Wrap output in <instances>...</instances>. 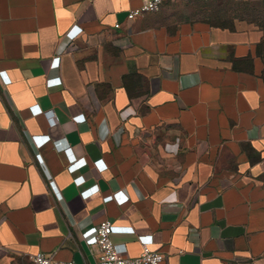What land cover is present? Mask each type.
<instances>
[{
	"label": "crops",
	"instance_id": "obj_1",
	"mask_svg": "<svg viewBox=\"0 0 264 264\" xmlns=\"http://www.w3.org/2000/svg\"><path fill=\"white\" fill-rule=\"evenodd\" d=\"M252 1L0 0V264H264Z\"/></svg>",
	"mask_w": 264,
	"mask_h": 264
},
{
	"label": "built area",
	"instance_id": "obj_2",
	"mask_svg": "<svg viewBox=\"0 0 264 264\" xmlns=\"http://www.w3.org/2000/svg\"><path fill=\"white\" fill-rule=\"evenodd\" d=\"M168 0H144L143 4L134 10L129 11L127 14V20L147 14L156 12L160 6ZM188 1V0H182ZM242 1V0H233ZM119 25H115L118 28ZM79 33H70V37H74ZM49 118L51 125L55 124V120L52 119L51 111L45 113ZM113 232L112 223L110 220H104L99 223L92 231V239L87 243V247L97 253V264H161L164 256L157 252H152L146 244L142 245V253L136 258H128L122 255L111 242V234ZM33 264H75L71 261H57L54 260L51 255L45 253H36L32 257Z\"/></svg>",
	"mask_w": 264,
	"mask_h": 264
},
{
	"label": "rangeland",
	"instance_id": "obj_3",
	"mask_svg": "<svg viewBox=\"0 0 264 264\" xmlns=\"http://www.w3.org/2000/svg\"><path fill=\"white\" fill-rule=\"evenodd\" d=\"M247 11L251 12V16L264 29V0H253L251 6L247 8Z\"/></svg>",
	"mask_w": 264,
	"mask_h": 264
},
{
	"label": "trees",
	"instance_id": "obj_4",
	"mask_svg": "<svg viewBox=\"0 0 264 264\" xmlns=\"http://www.w3.org/2000/svg\"><path fill=\"white\" fill-rule=\"evenodd\" d=\"M253 19L255 20L254 17H253ZM255 23L260 28V30L263 32V38H262V40L258 46V55L261 57V60H262L263 65H264V29L262 28V26L259 25L257 20H255ZM263 75H264V72H263Z\"/></svg>",
	"mask_w": 264,
	"mask_h": 264
}]
</instances>
